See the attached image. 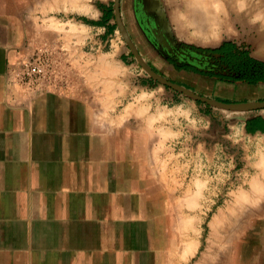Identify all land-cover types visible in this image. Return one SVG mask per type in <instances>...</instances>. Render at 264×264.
<instances>
[{
    "label": "crops",
    "instance_id": "0c3cea01",
    "mask_svg": "<svg viewBox=\"0 0 264 264\" xmlns=\"http://www.w3.org/2000/svg\"><path fill=\"white\" fill-rule=\"evenodd\" d=\"M33 1L0 0V264H188L201 240L182 246L179 238L201 237V231L195 234L190 214L177 211L187 194L177 195L175 175L161 179L162 171L177 168L161 166V156L175 150L182 121L199 124L201 137L209 118L199 116L195 102L187 116H180L182 104L163 105L166 90L143 74L118 36L110 18L114 0H77L75 7L39 0L46 22L33 16ZM176 1L121 0L122 21L141 56L194 91L201 82L218 86L226 98L263 99L264 83H225L167 58L177 51L184 59L181 46L191 44L183 30L190 27L186 0ZM162 17L173 30L171 41L161 32ZM27 38L66 50L65 92L33 97L9 85L8 64L20 58ZM256 116L264 119L258 113L234 123L264 140L263 132L246 130ZM210 120L224 125L227 119ZM259 161L263 179H254V188L264 187V156ZM189 170L196 169L185 165ZM255 204L237 220L233 213L230 229L221 217V228L212 230L216 246L207 244L197 264H264V194Z\"/></svg>",
    "mask_w": 264,
    "mask_h": 264
},
{
    "label": "rangeland",
    "instance_id": "374dc122",
    "mask_svg": "<svg viewBox=\"0 0 264 264\" xmlns=\"http://www.w3.org/2000/svg\"><path fill=\"white\" fill-rule=\"evenodd\" d=\"M67 1H69L72 6H77V0H64V3H66ZM263 1L264 0H234L233 2H235V6L238 9V12L247 14V12H249L251 9L256 12L264 10ZM239 3L243 5H239ZM174 4V6H176V0ZM39 5V0H35L31 3V6L34 10L32 14L33 16H35L37 21L41 20L43 22H46V17L40 15ZM172 8L173 7L170 6L171 11ZM161 12L164 13L165 11L162 9ZM232 13L234 14L235 12L230 11V15ZM260 19L261 18H246L235 21L233 20V18H230L228 23L224 22L223 27L221 26V24H214L211 27V34L203 35H199V27L196 25L186 27L183 30L186 35L190 34L188 40L191 42V44L183 45V48H181L184 50L188 59V64L186 65L199 71L223 75L232 74L238 76L239 73L232 70L223 55L219 53L199 50V48H216L223 42H232L237 46L239 52L246 51L251 58L264 62V38L260 37V34L264 29V25L263 23H261ZM51 20L52 22L54 21L53 19ZM172 31L173 30L171 29V27H169L168 33H165L163 31L162 33H165L164 35L167 39V34H171ZM215 32L219 36L218 39L213 42L211 41V39L215 38ZM118 36L127 46L119 30ZM199 36H202L203 38L201 39L199 38ZM205 37H207L208 39H205ZM159 47L160 51H162V46ZM127 48L131 56H133L128 46ZM133 58L139 65L140 70H142L145 76L150 78L154 84L159 85L161 88L166 90V92L164 93L165 103L163 105H167L171 108L177 107L179 104H182L184 113L181 112L180 116H183V114L184 116H187V112H191L189 102H195L200 107L202 113L199 116H207V118H209L208 120L211 122L207 124V135H202L200 137V131L198 129L199 124L195 125L189 120L182 121V127L184 131L182 135H179V137H176L175 139V150H170L169 152L162 151L163 156H161L160 163L161 166L176 165L177 168L175 173L162 171L160 174L161 179H166L168 177L170 180H172L175 175L176 182L181 183L176 184L177 195H184L186 193L187 195H184L185 202H193V204L186 203V207L183 206L185 202H182L183 205H177L176 209L177 211H181L180 216H183V213L185 212L186 215H188L187 217H189L190 214V217L193 220L192 228L193 230H195V234H198L201 231V237L195 238L192 235L191 237L179 238V243L182 246L186 245V243L190 241H194L195 239L201 240V247L199 248L195 256L189 259L188 263L197 264L201 259L202 253L206 249V245L214 244L216 237L214 236L212 230L216 227L221 228L220 219L222 216L224 218V223L227 216L228 221L225 225H227V227L230 229L231 227H233V222H231L233 213L236 215L235 217L237 220L238 216H240L241 218L248 212L253 211L254 207L257 204H255V202H262L264 187L254 188L251 187V183L258 177H261L263 179V177L259 175V168L257 167V163L260 160V156H264V140H262L260 136H246L245 133H241V131L236 128L237 124H235L234 121H240L239 118L245 116L249 117L258 113L263 114L264 109L247 107L242 111H227L204 104L199 101H195L192 98H189L184 94L153 80L142 69L134 56ZM145 61L149 65L152 62H155L154 60L149 62L148 60ZM237 83L239 82L229 84ZM261 83L254 85H259ZM193 86L194 87L192 88L197 89L195 92H197L198 94L204 96H207L205 95V93H213L218 96L220 94L222 98L213 96L207 97L231 104H250L264 100V98L259 100H249L242 97L226 98L222 95V91L219 90L218 86L213 87L210 84L204 85L201 82L194 83ZM195 116H197V114L196 112H193V114H191V117L193 118ZM212 117H225V119L227 120H225L224 125H220L215 121H211L210 118ZM202 127L204 126L202 125ZM187 164L191 165L192 168H195L196 170H189L188 172L185 171V165ZM200 168L202 169V171H200ZM256 184L262 186L263 182H258ZM257 206L260 208L263 207L261 203L259 205L257 204ZM245 222L246 221H244L243 223ZM235 224H237V222H235ZM253 224L254 222L252 223V225ZM180 225H182V222L178 221L177 227L179 228ZM254 226L257 227L256 225ZM184 240H186L187 242L185 243ZM213 246L216 245L214 244Z\"/></svg>",
    "mask_w": 264,
    "mask_h": 264
},
{
    "label": "built area",
    "instance_id": "2783aa9c",
    "mask_svg": "<svg viewBox=\"0 0 264 264\" xmlns=\"http://www.w3.org/2000/svg\"><path fill=\"white\" fill-rule=\"evenodd\" d=\"M70 61L66 50L52 41L27 38L20 58L8 64L9 85L30 96L61 94L68 86Z\"/></svg>",
    "mask_w": 264,
    "mask_h": 264
},
{
    "label": "trees",
    "instance_id": "16d2710c",
    "mask_svg": "<svg viewBox=\"0 0 264 264\" xmlns=\"http://www.w3.org/2000/svg\"><path fill=\"white\" fill-rule=\"evenodd\" d=\"M110 10V18H115L113 5ZM199 50L219 53L223 55L232 70L239 73L238 76L232 74L223 75L204 72L192 67H187V69L193 70L202 75L215 77L221 81L229 83L244 82L247 84L254 85L264 82V62L251 58L248 52L246 51L239 52L237 46L232 42H223L220 46L216 48H199ZM246 130L250 134H255L257 132L264 133V119L262 118V116H256L252 119H248L246 123Z\"/></svg>",
    "mask_w": 264,
    "mask_h": 264
},
{
    "label": "bare ground",
    "instance_id": "6f19581e",
    "mask_svg": "<svg viewBox=\"0 0 264 264\" xmlns=\"http://www.w3.org/2000/svg\"><path fill=\"white\" fill-rule=\"evenodd\" d=\"M233 1L234 0H186V2H185L186 8L185 9L187 12L185 11L186 15L184 17H186L187 21L189 22L188 25L190 27L193 25L194 26L196 25L199 27V29H198L199 35L211 34L210 31H211L212 25L221 24V26L223 27L224 22L228 23L230 18H233V20H235V21L236 20L238 21L240 19H246V18L247 19L261 18L260 19L261 23H263V25H264V16H263L264 10L261 11L260 9H258V10H260V12H256V11L251 9L249 12H247V14L240 13V12H238V9L235 6V2H233ZM239 5L242 6L243 4L239 3ZM230 11H234L235 13L234 14L232 13L230 15ZM261 13H263V14H261ZM181 14H183V13L181 12ZM232 15H234V16H232ZM214 35H215V38L211 39V41H213V42L216 41L218 39V36H219L216 32L214 33ZM260 37L264 38V29L261 32ZM199 38L202 39L203 37L199 36ZM205 39H208V38L205 37ZM258 162H260V161H258ZM251 215H253V214H251Z\"/></svg>",
    "mask_w": 264,
    "mask_h": 264
},
{
    "label": "water",
    "instance_id": "95a60500",
    "mask_svg": "<svg viewBox=\"0 0 264 264\" xmlns=\"http://www.w3.org/2000/svg\"><path fill=\"white\" fill-rule=\"evenodd\" d=\"M114 16H115V21L117 24V27L123 37V39L125 40L127 46L129 47V49L131 50L133 56L136 58L137 62L140 64V66L142 67V69L149 75V77H151L153 80L163 84L166 87H169L177 92H180L182 94H184L185 96L192 98L195 101H199L202 102L204 104L213 106V107H217L220 108L222 110H227V111H242L244 109H246L247 107L250 108H255V109H264V100L255 102V103H250V104H231L228 102H224V101H220L217 99H213L201 94H198L195 91H192L176 82H174L173 80H170L164 76H162L161 74H159L158 72H156L146 61L145 59L141 56V54L139 53V51L137 50L136 46L134 45L133 41L131 40L125 25L122 21V17H121V0H114ZM161 32H165L168 33L169 32V26L168 23L166 21V19L164 17H162L161 20ZM164 33V34H165ZM163 34V35H164ZM167 39L169 41H171V34H167ZM166 37V36H165ZM161 42V40H160ZM162 44V42H161ZM172 44V43H171ZM164 45V44H163ZM165 46L167 47L168 50H172V47L168 44H165Z\"/></svg>",
    "mask_w": 264,
    "mask_h": 264
},
{
    "label": "flooded vegetation",
    "instance_id": "af4514ba",
    "mask_svg": "<svg viewBox=\"0 0 264 264\" xmlns=\"http://www.w3.org/2000/svg\"><path fill=\"white\" fill-rule=\"evenodd\" d=\"M157 47H159V46H157ZM159 48H160V47H159ZM181 48H183V47L181 46ZM161 50H162L163 53H164V52H165V53L167 52V50H166L164 47H162ZM182 50H183V49H182ZM176 52H177V51H175L174 54H172V53H168V54H167V53H166L167 58L173 60V61L176 62V63H181L182 65H186V64H188V59H187V57H185L184 59H181L179 56L176 55Z\"/></svg>",
    "mask_w": 264,
    "mask_h": 264
}]
</instances>
